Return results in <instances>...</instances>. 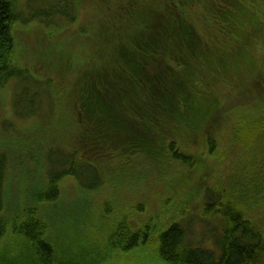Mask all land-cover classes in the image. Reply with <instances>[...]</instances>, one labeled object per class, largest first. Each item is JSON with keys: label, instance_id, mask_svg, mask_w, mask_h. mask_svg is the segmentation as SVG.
I'll list each match as a JSON object with an SVG mask.
<instances>
[{"label": "trees", "instance_id": "1", "mask_svg": "<svg viewBox=\"0 0 264 264\" xmlns=\"http://www.w3.org/2000/svg\"><path fill=\"white\" fill-rule=\"evenodd\" d=\"M31 1L0 0V88L14 78V116L34 118L45 127L25 150L23 189L14 185L22 190L19 194L5 188L9 159L0 154V264H15L16 259V264H95L91 252L79 260L67 246L63 251L61 242L53 245L55 233L48 229L43 209L59 197L63 177L97 192L107 182H117L114 168L123 162L144 165L151 174L166 164L186 167L188 173L203 167L212 180L200 191L198 221L215 223L220 256L187 241L193 221L158 231L164 213L155 224L118 215L116 229L107 237L112 248L151 243L167 264H264V231L251 221L264 215L259 211L264 210V70L255 71L262 61L254 53L264 50V0L82 1L92 17L80 22L81 1L49 4L38 12ZM40 16L50 30L73 25L50 38L29 37L33 30L15 28ZM72 30L83 39L75 52L59 41ZM17 39L29 46L25 54ZM50 54L57 60L51 61ZM21 57L24 63L47 58L49 68L55 62L66 70L56 68L38 80L32 76L37 71L24 66ZM61 93L69 99H60ZM60 112L64 118L55 116ZM221 113L242 135L230 143L241 146L243 155L230 176L215 178L206 163L218 154L216 137L222 128L215 125ZM67 124L64 133H46ZM243 161L256 170H238ZM143 204L129 209L143 211Z\"/></svg>", "mask_w": 264, "mask_h": 264}, {"label": "rangeland", "instance_id": "2", "mask_svg": "<svg viewBox=\"0 0 264 264\" xmlns=\"http://www.w3.org/2000/svg\"><path fill=\"white\" fill-rule=\"evenodd\" d=\"M64 1L65 0H32L30 2V7L33 12L44 11L48 9L49 4L50 6H60ZM71 1H73L74 4H78V2L81 1L77 22H80L82 18L87 19L92 17L90 11L84 9V3H91L95 0H69V2L66 1L62 6L70 4ZM31 9L25 11L26 14H29L32 11ZM32 18L33 20H31L28 25L23 26L17 23L15 28L22 27L26 31L33 30L35 33H32L29 37L43 35L50 38L49 36L55 37L61 30L70 28L73 25H64L62 26L63 28H56L54 31L43 25L44 20L41 16ZM50 33L52 35H50ZM78 33L81 34L79 31ZM59 41L60 45L72 47V51H74V47L77 48L83 39L75 35L72 30L67 35L62 36ZM16 43L18 49L25 54L29 46H27V44L22 45L23 40L17 39ZM42 45L44 46L46 43L42 41ZM70 53L72 52L70 51ZM254 53L257 61H262L256 64L255 71L264 70V50L257 48ZM44 54L46 53H42V55ZM49 58L51 61L57 60L52 54H50ZM50 59L47 60L46 58L44 63L42 60L36 61L35 59L27 61L28 63H24L21 57V62L24 66L30 68L41 63L44 64L40 72L32 73L34 78L42 79L44 77L42 73L45 71L47 74H52L56 68H63L55 62L54 65L49 68L47 62H49ZM19 64V59L15 58V65ZM215 84L216 83H214V85ZM16 87V80L13 78L0 88V144L6 143L5 145H8L2 150L3 153L0 152V154H3L4 157L7 155L9 159L5 171V188H7L10 194L12 192L19 194L22 191L17 189L16 186L14 187V185L18 183L21 185V189H23L21 180L25 179L22 178L24 167H21V162L27 154L25 150L31 145L33 140L36 139L35 136L45 128L44 126L38 125L37 120H21L12 114L10 106ZM234 92H237L236 87ZM66 95L67 94H64V96ZM62 98L63 100L69 99L68 96L63 97V94L60 99ZM222 104L223 106L225 105L223 99L221 106ZM68 106L70 109L74 110L73 104L69 103ZM68 106L63 108V110H66ZM55 116L58 118L65 117L62 112ZM227 116V113H221V118L220 116L218 118L219 120L215 127L222 128L218 133V138L216 137V145L219 146L217 150L218 154L214 155L212 159H209V163H206L208 168L212 167V170H215L211 174V176L214 175L215 178L226 175L230 176L233 172V168L238 163V157L243 155L242 149L240 148L241 146H237L236 143H230L234 138H240L242 135H239L233 126L230 127L232 120ZM159 122L160 120L155 121L151 127L156 129ZM69 127L68 124L65 125L64 129L59 125H54V127L46 133H59L61 130L64 133L65 129ZM67 135L70 136L71 132H68ZM190 149L191 147H187L186 152L188 153ZM152 163L155 162L152 161ZM255 167V164L246 165V162L243 161L238 165L237 169L256 170ZM28 168H32L30 164ZM260 168L261 171H264L262 170L264 169L263 165H261ZM202 170L203 167H200V170L194 169L190 170L188 173L186 167L177 164H166L160 166L151 174L144 165H125L123 162L117 166V168H114L113 173L117 178V182H107L97 192L95 189L79 188L77 182L70 176L63 177L59 182V197L56 201L50 202L43 209V216L45 220H47L48 229H50L52 233H55L53 245L61 242L62 250L64 251L67 246V250L73 255L78 256L79 260L82 259L84 255L91 252V259L94 260L93 262L95 264H167L158 255L156 248L151 243L130 250H122L119 248L120 246L118 249L112 248L113 244L111 245L107 241V237H111L116 229L114 218L118 215L122 217L125 214V217L130 221L133 219L131 217L138 216L144 219H150L155 224L157 222L155 218L158 214L164 213L166 218H161V216H159L161 228L156 226L158 231L160 229H166L170 223L180 224L193 221V233L187 241L194 244L192 246H204L206 249L212 252L214 251L216 257H219L220 254L215 244L218 237H214V234H216L215 231L212 233L210 232L212 234L210 238V224H207V221H198L199 218L201 219L199 211V204L201 201L200 191L212 180V177L204 175V171ZM84 180L90 181L91 177L84 178ZM167 185L170 188L164 187ZM135 192L137 197L134 198ZM143 202L147 203L145 210L130 211V205L136 203L144 205ZM112 215H114V217H112ZM206 219L209 220L208 216ZM251 221H253L258 229L264 231V215L261 217L257 215ZM153 227L155 228V226ZM115 243H117V241L114 242V244ZM4 245H6V243L1 246ZM16 245L17 243L14 244L13 248H15ZM110 246L111 248H109ZM13 251L16 252L15 249H13ZM98 254L101 256V259L98 258ZM17 262L16 259L14 263L16 264Z\"/></svg>", "mask_w": 264, "mask_h": 264}, {"label": "flooded vegetation", "instance_id": "3", "mask_svg": "<svg viewBox=\"0 0 264 264\" xmlns=\"http://www.w3.org/2000/svg\"><path fill=\"white\" fill-rule=\"evenodd\" d=\"M122 217L125 219V214Z\"/></svg>", "mask_w": 264, "mask_h": 264}]
</instances>
